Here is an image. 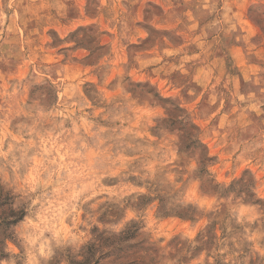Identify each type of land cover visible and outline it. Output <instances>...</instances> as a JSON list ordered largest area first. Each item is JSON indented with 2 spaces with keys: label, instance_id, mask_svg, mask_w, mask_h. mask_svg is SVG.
I'll return each instance as SVG.
<instances>
[{
  "label": "rangeland",
  "instance_id": "1",
  "mask_svg": "<svg viewBox=\"0 0 264 264\" xmlns=\"http://www.w3.org/2000/svg\"><path fill=\"white\" fill-rule=\"evenodd\" d=\"M0 192V264H264V0H0Z\"/></svg>",
  "mask_w": 264,
  "mask_h": 264
},
{
  "label": "trees",
  "instance_id": "2",
  "mask_svg": "<svg viewBox=\"0 0 264 264\" xmlns=\"http://www.w3.org/2000/svg\"><path fill=\"white\" fill-rule=\"evenodd\" d=\"M172 123L170 125L171 127ZM182 127L184 138L180 150L187 151L190 147L196 146L199 141L194 139V134L190 129H187L185 125H182ZM204 160L208 161L207 156L205 158L202 156L199 160L198 168L200 172H205L204 167L206 162H204ZM242 185L247 188L248 184L244 183ZM9 203V196L0 192V258L5 255L2 247L3 240L10 237L11 226L22 220L24 216L23 210L16 211L10 207ZM6 204H8V206L5 208L4 205ZM187 215L189 216V214ZM134 237V232L130 229L124 230L119 235H113L111 237L100 236L98 238L100 242L99 246L94 247L95 245L92 243L87 247L82 260L70 259L69 264H144V256L138 259L132 258L123 245L126 241ZM104 258H109L108 262L102 263L101 261Z\"/></svg>",
  "mask_w": 264,
  "mask_h": 264
}]
</instances>
